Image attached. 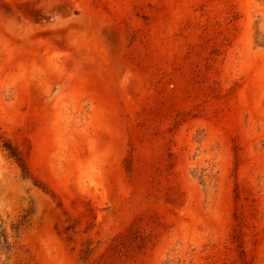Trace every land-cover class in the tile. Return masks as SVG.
Wrapping results in <instances>:
<instances>
[{
	"label": "rangeland",
	"instance_id": "rangeland-1",
	"mask_svg": "<svg viewBox=\"0 0 264 264\" xmlns=\"http://www.w3.org/2000/svg\"><path fill=\"white\" fill-rule=\"evenodd\" d=\"M0 264H264V0H0Z\"/></svg>",
	"mask_w": 264,
	"mask_h": 264
},
{
	"label": "trees",
	"instance_id": "trees-1",
	"mask_svg": "<svg viewBox=\"0 0 264 264\" xmlns=\"http://www.w3.org/2000/svg\"><path fill=\"white\" fill-rule=\"evenodd\" d=\"M5 146L9 150V154L12 157H14L17 160V162L19 163V165L21 166L24 175H27L28 174V168H27L26 162H25L23 156L20 154V152L17 151V149L15 147H13L11 144H6Z\"/></svg>",
	"mask_w": 264,
	"mask_h": 264
}]
</instances>
